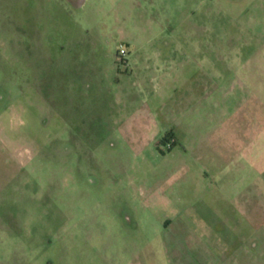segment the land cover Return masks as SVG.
Listing matches in <instances>:
<instances>
[{"label": "rangeland", "instance_id": "374dc122", "mask_svg": "<svg viewBox=\"0 0 264 264\" xmlns=\"http://www.w3.org/2000/svg\"><path fill=\"white\" fill-rule=\"evenodd\" d=\"M0 264H264V0H0Z\"/></svg>", "mask_w": 264, "mask_h": 264}, {"label": "crops", "instance_id": "0c3cea01", "mask_svg": "<svg viewBox=\"0 0 264 264\" xmlns=\"http://www.w3.org/2000/svg\"><path fill=\"white\" fill-rule=\"evenodd\" d=\"M215 135H214V150L221 151L223 148V154L225 158L228 159V163L231 165L230 162L232 160L230 158L238 156L241 153V156L246 157L247 154L242 150L238 149V142L242 141L241 136L237 135L236 129H234V125L231 127L230 118L220 121L215 128ZM243 142V141H242ZM222 147V148H221ZM216 148V149H215ZM239 150V152H238ZM231 168V167H230ZM229 167H225L227 169V173L231 170ZM252 169L254 167H251ZM224 169V170H225ZM256 169V168H255ZM228 187V185L223 186ZM225 201H228V197H225ZM257 231V230H256ZM257 246V244H255ZM247 249V245L244 246Z\"/></svg>", "mask_w": 264, "mask_h": 264}, {"label": "built area", "instance_id": "2783aa9c", "mask_svg": "<svg viewBox=\"0 0 264 264\" xmlns=\"http://www.w3.org/2000/svg\"><path fill=\"white\" fill-rule=\"evenodd\" d=\"M126 55H127V50L125 48H121L119 51V59L123 61Z\"/></svg>", "mask_w": 264, "mask_h": 264}]
</instances>
